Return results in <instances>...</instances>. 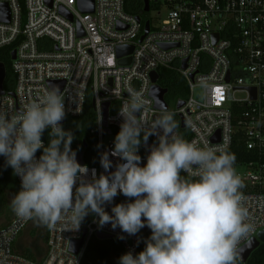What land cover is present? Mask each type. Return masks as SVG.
Instances as JSON below:
<instances>
[{
	"label": "built area",
	"instance_id": "built-area-1",
	"mask_svg": "<svg viewBox=\"0 0 264 264\" xmlns=\"http://www.w3.org/2000/svg\"><path fill=\"white\" fill-rule=\"evenodd\" d=\"M151 2L157 8L155 23L143 18L146 14L126 11V0H94L92 12L80 11L77 0H0L7 5L9 19L1 20L0 9V49L15 46L10 51V57L15 51L11 59L14 84L0 96L7 94L6 100L19 108L48 89L50 81H62L65 118L81 116L89 100L95 113L89 132L95 141L96 162L87 164L83 157L82 165L88 167L89 177L92 169L99 176L104 172L100 155L110 153L114 146V142L104 145L103 137L118 133L119 108L129 91L149 101L144 115L150 121L161 112L149 94L152 72L158 74L157 84L162 70L177 74L187 94L176 100V104L183 102L180 108L168 107L175 113L176 132L201 147L221 146L228 151L241 134L246 149L255 154L253 160L235 162L252 224L240 248L264 227V0H149V10ZM161 6L166 10L163 16L158 10ZM146 20L149 31L140 41ZM118 46L133 49L117 57ZM128 58V63L119 64ZM196 87L201 89L202 100L193 97ZM147 140L157 143L156 136ZM142 143L139 148L143 149ZM146 156L144 150L142 164ZM109 158L113 161L110 170H114L119 158ZM14 177L20 189V177ZM123 196L118 193L112 203L126 202ZM111 207L105 205L109 213ZM31 221L20 222L12 213L10 221L0 227V264H81L98 233L118 241L124 253L135 255L149 237L141 230L129 235L110 224L100 228L98 217L89 214L78 231L46 227L44 255L31 260L14 249L15 239ZM80 239L82 244L74 252L72 245Z\"/></svg>",
	"mask_w": 264,
	"mask_h": 264
},
{
	"label": "clouds",
	"instance_id": "clouds-1",
	"mask_svg": "<svg viewBox=\"0 0 264 264\" xmlns=\"http://www.w3.org/2000/svg\"><path fill=\"white\" fill-rule=\"evenodd\" d=\"M6 95L0 96V156L20 177L9 205L18 221L78 231L93 214L98 227L110 224L129 235L148 227L143 250L122 254L118 264H237L238 245L252 224L235 155L226 147L186 140L167 109L149 121V101L129 91L119 108L114 146L100 155L104 172L97 176L92 169L89 177L71 148L74 133L61 124L66 111L58 87L19 108ZM149 136L157 143L142 164L139 147ZM110 155L119 158L114 170ZM118 193L129 199L113 204ZM105 205H112L111 213Z\"/></svg>",
	"mask_w": 264,
	"mask_h": 264
},
{
	"label": "trees",
	"instance_id": "trees-1",
	"mask_svg": "<svg viewBox=\"0 0 264 264\" xmlns=\"http://www.w3.org/2000/svg\"><path fill=\"white\" fill-rule=\"evenodd\" d=\"M125 10L128 12H136L146 14L143 10V2L142 0H126ZM15 46L11 45L9 47L0 49V62L5 65L6 68V78L4 82V88L9 90L12 88L14 84V74L11 68V57L10 51ZM159 80L158 84L166 88L168 90V94L165 97V101L167 104L169 101H175L180 98H184L187 94L186 88L182 79L177 74H174L168 70H162L159 73ZM238 112V111H237ZM236 113V111H235ZM70 119H78L82 121V126L86 130L80 129L77 131V137L80 144V149L75 150L76 152H82L84 161L87 164H94L96 162V149H95V141L94 137L90 136V128L94 124L95 120V113L92 109L90 101L87 100L84 106V111L81 116L79 117H69ZM65 122L63 123V128H65ZM182 133V130H180ZM87 135L90 136V143H88ZM42 139L45 141V144L48 143L49 140V133L44 132L42 134ZM42 149L39 151L41 154ZM229 152L235 155L236 161L235 162H247L254 159V152L249 151L246 149L244 145V140L242 139L241 134H237L234 138V142L232 147L230 148ZM19 190L18 185L16 183L14 174L12 172L11 167L6 166L5 158L0 156V215L5 214L6 220L8 222L11 219V209L10 204L7 203L6 195L8 191H12L13 195ZM128 200L129 198L123 196ZM7 222V223H8ZM6 223V224H7ZM5 224V225H6ZM45 233L43 236L44 242L46 241V227H44ZM151 233H145V236H150ZM124 254V250L122 245L114 240V239H103L99 240L93 238L92 241L89 243L85 255L81 264H102L106 261H114L118 264L119 257ZM22 255L26 258L31 260H36L35 255L33 252L26 248ZM114 256V258H113ZM237 264H241L238 259ZM246 264H264V243H261L249 256L247 259Z\"/></svg>",
	"mask_w": 264,
	"mask_h": 264
},
{
	"label": "water",
	"instance_id": "water-1",
	"mask_svg": "<svg viewBox=\"0 0 264 264\" xmlns=\"http://www.w3.org/2000/svg\"><path fill=\"white\" fill-rule=\"evenodd\" d=\"M144 3V12H148L149 10V0H143ZM77 6L80 9V11L82 12H92L93 8H94V0H77ZM0 9H1V20L4 22H8V9H7V5L6 4H0ZM61 13H63L64 15H66L70 20L72 19L71 16L69 14H67L64 10H61ZM137 19L139 20V16L137 17ZM149 31V22L146 20L144 23V34L141 36L140 41L143 39V37L147 34V32ZM215 38H217V35H214ZM133 47L132 46H118L116 48V53H117V57H121L125 54H128L132 51ZM15 58V51L13 50L11 52V59ZM129 58L127 60H119V64H124V63H128ZM151 79H152V86L150 89V96L153 98L154 100V105L155 108L158 110H163V109H167L168 110V104L166 103L165 99H164V95L167 92L166 88L161 87L160 85L157 84V78H158V74L156 72H152L151 74ZM228 77H226V80L228 81ZM5 78H6V68L5 65L0 62V95L5 93L4 90V82H5ZM49 86H55L58 87L60 90L63 87V82L62 81H50L49 82ZM183 105L182 101L177 102L176 104V108H180ZM107 117V104L104 105V109H103V123L104 126H106L105 123V119ZM64 123V119L61 121V124ZM180 127L183 128L184 127V123L183 120H181V124ZM154 144L152 142H150L149 140H147L146 142L142 143V147L145 150V152L148 154L149 151L151 150V147ZM77 154V160L82 164L83 163V154L82 152H76ZM97 238L98 239H110L111 237L105 234H101L98 233L97 234ZM83 239H80L77 241V243L75 245H72V250L74 252H77L80 245L82 244ZM264 243V227L262 229H260L256 236L251 238L249 241H247L245 244H243L239 249H240V253H239V261L241 262V264H246L247 259L249 258V256L251 255V253L261 244Z\"/></svg>",
	"mask_w": 264,
	"mask_h": 264
},
{
	"label": "rangeland",
	"instance_id": "rangeland-1",
	"mask_svg": "<svg viewBox=\"0 0 264 264\" xmlns=\"http://www.w3.org/2000/svg\"><path fill=\"white\" fill-rule=\"evenodd\" d=\"M159 1L161 3L162 0H159ZM156 10L157 8L153 6V2H151V8L148 12H145L146 16H143V18L147 17L149 20H151V23H155L157 19ZM158 10L161 12L162 16L166 14V10L164 7L161 6V8ZM193 97L197 100H202L201 89L199 87L194 88ZM168 104H169L168 107L170 108V110L176 109V100L169 101ZM64 125H65L66 130H70L74 133V139L71 143V148L73 150L80 149V144L78 141V137L76 135H77L78 130L80 129H83L84 131L86 130V128L84 129L82 126V121L78 119L65 118ZM115 135H116L115 132H112V134L110 135H105L103 137V144L105 145L108 142H114ZM90 136L92 135L90 134ZM90 136L87 135L88 143H90V139H89ZM143 153H144V150L142 148H139V154L143 155ZM12 193H13L12 191H8L6 195V200L8 204H10V200L13 196ZM12 213H11V217H12ZM7 222L8 220H6V215L5 214L0 215V227L4 226ZM32 228L37 229V233L35 235H32L30 231ZM147 230H149L148 227H147ZM149 232L151 233V231ZM44 233H45V230L43 226H41L37 221H35L34 223L33 221H31L26 226V228L23 230V232L20 235H18L17 238L15 239L14 249L20 254H22L26 248H29L35 255L36 259H40L44 255V252H45V244H44L45 242L43 239Z\"/></svg>",
	"mask_w": 264,
	"mask_h": 264
},
{
	"label": "crops",
	"instance_id": "crops-1",
	"mask_svg": "<svg viewBox=\"0 0 264 264\" xmlns=\"http://www.w3.org/2000/svg\"><path fill=\"white\" fill-rule=\"evenodd\" d=\"M35 221H33V223H34ZM44 227V226H43ZM31 233H32V235H35L36 233H37V229L36 228H32L31 230ZM149 231H151L150 229L149 230H147V227H144V228H142L141 229V233L143 234V235H145V233H147V232H149ZM100 240H103V239H100ZM45 244V243H44ZM144 247H145V245H144ZM113 258H114V256H113Z\"/></svg>",
	"mask_w": 264,
	"mask_h": 264
},
{
	"label": "flooded vegetation",
	"instance_id": "flooded-vegetation-1",
	"mask_svg": "<svg viewBox=\"0 0 264 264\" xmlns=\"http://www.w3.org/2000/svg\"><path fill=\"white\" fill-rule=\"evenodd\" d=\"M167 94H168V90H167L166 94L164 95V97H166ZM168 105H169V104H168Z\"/></svg>",
	"mask_w": 264,
	"mask_h": 264
}]
</instances>
